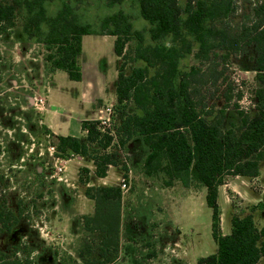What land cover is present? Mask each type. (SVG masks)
<instances>
[{
  "label": "trees",
  "instance_id": "obj_1",
  "mask_svg": "<svg viewBox=\"0 0 264 264\" xmlns=\"http://www.w3.org/2000/svg\"><path fill=\"white\" fill-rule=\"evenodd\" d=\"M57 1L0 0V38L18 20L24 40L42 47L47 78L62 71L70 81L81 80L83 36L113 37L118 58L113 106L118 124L108 129L99 121H83L81 138L52 136L57 155L88 161L97 178L109 168L126 178L117 152L126 154L131 142L140 140L146 177L162 175L166 187L185 178L186 186L206 191L217 250L197 264H262L264 222L258 227L253 213L259 211L264 221V200L247 215H232L230 233L222 235L218 188L226 177L256 179L264 165V0H242L241 8L239 0H132L135 13L118 8L94 22L84 11L89 0H62L55 7ZM95 1L109 11L125 0ZM138 21L146 26L136 29ZM248 54L257 86L252 106L242 110L241 94L232 102L230 87L220 91L218 82L226 81L231 60ZM188 58L193 63L184 69ZM230 109L234 119L227 116ZM79 183L86 186L83 194L93 212L80 217L83 236L70 262L111 264L119 256L122 192L116 186H87L86 168L80 169ZM23 214L21 202L14 211L0 193V236L11 233ZM0 264L36 263L0 251Z\"/></svg>",
  "mask_w": 264,
  "mask_h": 264
},
{
  "label": "rangeland",
  "instance_id": "obj_2",
  "mask_svg": "<svg viewBox=\"0 0 264 264\" xmlns=\"http://www.w3.org/2000/svg\"><path fill=\"white\" fill-rule=\"evenodd\" d=\"M61 1L58 0L55 7ZM89 2L84 11L90 22L118 8L136 12L132 0H125L109 11L101 7L100 1ZM143 26H146L143 21L134 24L136 29ZM100 48L104 55L99 63L101 70L106 74L111 69L116 71L110 61L114 56L113 45L106 43ZM43 56L40 45L24 40L18 20L15 28L0 38V175L3 176L0 193L6 196L11 209L16 211L21 202L24 210L12 232L0 236V251L36 264H72L70 259H76L83 236L77 225L80 217L75 215L85 185L79 183L82 167L76 166V160L68 162L73 158H63L49 150L55 147L56 140L41 124L43 109L34 106L36 98L45 100L43 91L47 77L43 73ZM192 63L188 58L182 62V68ZM225 69L222 78L226 81L218 82L219 90L229 86L232 102L241 94L237 104L242 110H248L257 86L250 54L231 60ZM114 77L116 79V73ZM107 78L110 92L105 103L113 98L116 83L111 77ZM215 102L218 106L222 104L221 100ZM227 116L235 118L231 109ZM117 124V118L111 117L108 129ZM75 136H81L79 130ZM117 153L128 171L124 178L126 186L121 190L119 256L111 264H197L199 258L214 254L217 247L211 236V211L205 203V189L194 184L186 186L185 178L172 181L171 186L166 187L167 179L162 175L146 177L142 166L146 151L138 139L131 142L126 154ZM53 157L67 161L60 175L54 174ZM59 176L62 180H58ZM122 178H118V171L111 169L106 181L119 187ZM218 189L220 232L228 235L232 215H247L253 205L264 200V165L258 178L226 177ZM81 211L87 208L82 207ZM253 217L261 227L264 222L261 213L255 211ZM146 254L152 257L147 259Z\"/></svg>",
  "mask_w": 264,
  "mask_h": 264
},
{
  "label": "crops",
  "instance_id": "obj_3",
  "mask_svg": "<svg viewBox=\"0 0 264 264\" xmlns=\"http://www.w3.org/2000/svg\"><path fill=\"white\" fill-rule=\"evenodd\" d=\"M114 44V38L111 36H94L87 35L81 38V55L79 58L81 68V80L78 82L70 81L67 74L62 71H56L47 78L44 87L43 95L45 97V106L42 112L41 124L46 127L53 137H76L81 138L83 133L80 125L83 121H98L103 114V108L112 105L116 102L115 89L117 77L114 73L117 71L112 69L108 74L102 71L99 63L104 60V55L101 52V45ZM110 59L114 63V68L117 67L118 58L114 54ZM111 77L116 83L114 84V96L109 103H105L110 92L108 88ZM80 131L81 136H75L76 131ZM76 160V166L89 170V184L87 186H116L107 183L108 174L111 169L118 171V178L122 173L117 168H109L104 178L94 176V167L88 161L82 158H73ZM82 187V186H81ZM86 187V186H85ZM85 187H82V194L78 200L77 217L89 216L93 212V204L83 195ZM219 190V189H218ZM87 208V211H81V208ZM78 222V221H77ZM80 222V220H79ZM64 223H60L61 225ZM81 228V224H77Z\"/></svg>",
  "mask_w": 264,
  "mask_h": 264
},
{
  "label": "built area",
  "instance_id": "obj_4",
  "mask_svg": "<svg viewBox=\"0 0 264 264\" xmlns=\"http://www.w3.org/2000/svg\"><path fill=\"white\" fill-rule=\"evenodd\" d=\"M34 106L37 109H43L45 106V100L42 98H36L34 101ZM103 114L104 116L99 119L98 121L100 122V126L103 128H108L109 126V122H110V118L113 117V106L112 105H108L106 107L103 108ZM49 150H51L52 152H55V148L54 146H51L49 148ZM55 163H53V167H54V174L56 175H60L63 172V169H65V164L67 163L66 160L60 158V157H56L54 158ZM58 180H62L61 177H58ZM125 180L124 178L121 179V184L119 186L120 190L125 188Z\"/></svg>",
  "mask_w": 264,
  "mask_h": 264
}]
</instances>
